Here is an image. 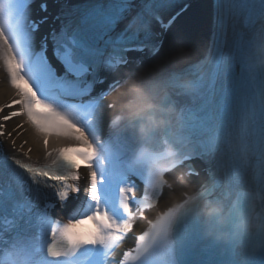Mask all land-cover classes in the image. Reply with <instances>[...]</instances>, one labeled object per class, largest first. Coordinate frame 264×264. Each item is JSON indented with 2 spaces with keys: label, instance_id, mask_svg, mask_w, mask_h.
Segmentation results:
<instances>
[{
  "label": "snow or ice",
  "instance_id": "6c2138e0",
  "mask_svg": "<svg viewBox=\"0 0 264 264\" xmlns=\"http://www.w3.org/2000/svg\"><path fill=\"white\" fill-rule=\"evenodd\" d=\"M32 2L0 0V68L14 90L11 104L0 105V111L18 106L0 119L23 117L38 134L47 162L36 164L0 153V264H175L171 210L149 220L135 247L118 259L137 218L169 188L153 170L126 157L122 138L101 139L97 129L107 93L91 96L96 81L88 77L95 76L101 63L111 70L128 64L127 54L132 51L147 50L156 57L163 40L154 42V23L166 32L187 4L165 23L159 13L177 6V0H146L116 36L111 33L129 10V0L85 6L78 22L69 20L51 35L54 55L63 68L58 75L46 55L47 43L37 48ZM215 7L216 32L207 77H196L194 94L173 92L166 97L182 110V131L191 148L164 175L186 165L188 174H195L189 162L209 161L213 132L236 133L245 145L256 136L254 167L242 183L255 189L264 207V147H259L264 140V69L252 67L244 55L251 35L264 32V0H216ZM82 167L87 170L86 186L79 196ZM138 181L143 182L142 196H138ZM74 196L79 204L71 215L63 221L54 219L51 210ZM261 249L264 232L252 237L248 264ZM232 254V264H238Z\"/></svg>",
  "mask_w": 264,
  "mask_h": 264
},
{
  "label": "clouds",
  "instance_id": "9594fccd",
  "mask_svg": "<svg viewBox=\"0 0 264 264\" xmlns=\"http://www.w3.org/2000/svg\"><path fill=\"white\" fill-rule=\"evenodd\" d=\"M244 55L252 67L264 69V32L251 35ZM210 61V54L197 59L192 51L179 48L151 65L138 64L126 72L118 87L104 97L111 101L109 130L113 136L130 137L136 145L130 161L153 170L157 179L173 190L163 208H150L155 218L171 210L172 223L199 221L205 239L228 248L238 264H248L252 237L264 232V207L255 189L242 183L244 174L254 167L257 137L245 145L236 133L210 134V167L200 184L193 183L185 172L164 175L191 148L182 131V110L166 97L173 92L196 93L194 81L197 76L207 77ZM259 147H264V140Z\"/></svg>",
  "mask_w": 264,
  "mask_h": 264
},
{
  "label": "bare ground",
  "instance_id": "6f19581e",
  "mask_svg": "<svg viewBox=\"0 0 264 264\" xmlns=\"http://www.w3.org/2000/svg\"><path fill=\"white\" fill-rule=\"evenodd\" d=\"M35 3L36 0H33L30 5V15L32 14V8ZM211 20L212 16L209 1L196 0L193 6L186 12L182 13L168 30L167 38L162 49L165 51L163 58L171 55L177 49L183 48L192 51L196 58L199 59L207 47V34L211 27ZM0 77H2L0 81V102H3L9 98L14 90L8 82L6 73L2 68H0ZM111 111V109H107L106 100H104V107L101 110V117L97 130H103L105 119ZM22 119L24 118L22 117ZM16 121L17 120H15V123ZM24 126L26 129L20 134V136L28 138V143L33 145V151H41L42 144L40 138L36 136L35 131L30 125L25 123ZM202 179L203 177H190V180L195 184H198ZM78 204L79 203H76V205Z\"/></svg>",
  "mask_w": 264,
  "mask_h": 264
}]
</instances>
